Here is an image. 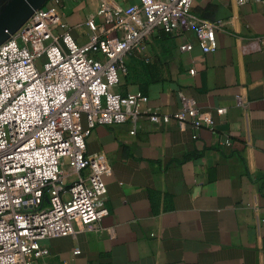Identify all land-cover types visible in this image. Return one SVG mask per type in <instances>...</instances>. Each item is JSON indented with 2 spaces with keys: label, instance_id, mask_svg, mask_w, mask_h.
Instances as JSON below:
<instances>
[{
  "label": "crops",
  "instance_id": "0c3cea01",
  "mask_svg": "<svg viewBox=\"0 0 264 264\" xmlns=\"http://www.w3.org/2000/svg\"><path fill=\"white\" fill-rule=\"evenodd\" d=\"M139 2L76 1L65 20L84 44L102 7ZM192 11L222 24L214 49L190 31L156 32L146 57L131 54L119 73L135 117L86 138L87 154L112 166L108 214L40 240L28 264H264V1L193 0Z\"/></svg>",
  "mask_w": 264,
  "mask_h": 264
},
{
  "label": "built area",
  "instance_id": "2783aa9c",
  "mask_svg": "<svg viewBox=\"0 0 264 264\" xmlns=\"http://www.w3.org/2000/svg\"><path fill=\"white\" fill-rule=\"evenodd\" d=\"M76 1L45 0L0 43V264H28L40 240L94 228L108 214L112 166L102 152L87 154L86 138L135 117L134 99L117 91L130 55L146 57L158 31H190L211 51L223 29L195 14L193 0H140L102 7L103 22L87 21L91 34L78 44L65 20Z\"/></svg>",
  "mask_w": 264,
  "mask_h": 264
},
{
  "label": "water",
  "instance_id": "95a60500",
  "mask_svg": "<svg viewBox=\"0 0 264 264\" xmlns=\"http://www.w3.org/2000/svg\"><path fill=\"white\" fill-rule=\"evenodd\" d=\"M45 0H11L0 11V43L8 37V33L17 30L32 14L40 8Z\"/></svg>",
  "mask_w": 264,
  "mask_h": 264
},
{
  "label": "rangeland",
  "instance_id": "374dc122",
  "mask_svg": "<svg viewBox=\"0 0 264 264\" xmlns=\"http://www.w3.org/2000/svg\"><path fill=\"white\" fill-rule=\"evenodd\" d=\"M68 163V159L66 158L65 159V164H67ZM65 196L67 195V194H64Z\"/></svg>",
  "mask_w": 264,
  "mask_h": 264
},
{
  "label": "trees",
  "instance_id": "16d2710c",
  "mask_svg": "<svg viewBox=\"0 0 264 264\" xmlns=\"http://www.w3.org/2000/svg\"><path fill=\"white\" fill-rule=\"evenodd\" d=\"M125 67H127V64H126V66H125ZM119 86H120V84H119ZM119 86H118V90H117L118 92H119Z\"/></svg>",
  "mask_w": 264,
  "mask_h": 264
}]
</instances>
